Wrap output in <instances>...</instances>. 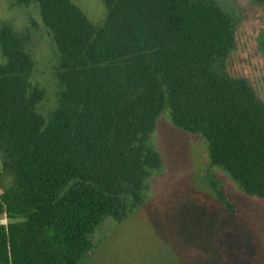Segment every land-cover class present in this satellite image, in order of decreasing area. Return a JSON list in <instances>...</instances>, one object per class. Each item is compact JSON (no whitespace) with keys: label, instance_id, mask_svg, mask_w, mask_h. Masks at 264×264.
I'll return each instance as SVG.
<instances>
[{"label":"trees","instance_id":"1","mask_svg":"<svg viewBox=\"0 0 264 264\" xmlns=\"http://www.w3.org/2000/svg\"><path fill=\"white\" fill-rule=\"evenodd\" d=\"M15 1L37 8L56 45L58 91L44 114L27 39L3 28L0 264H85L92 237L148 199L162 116L264 202V100L247 77L218 70L238 39L217 0H103L100 26L74 0Z\"/></svg>","mask_w":264,"mask_h":264},{"label":"rangeland","instance_id":"2","mask_svg":"<svg viewBox=\"0 0 264 264\" xmlns=\"http://www.w3.org/2000/svg\"><path fill=\"white\" fill-rule=\"evenodd\" d=\"M220 1L238 26V44L232 65L218 70L247 77L264 100V57L256 44L264 11L249 0ZM74 2L94 25L104 24L103 0ZM5 27L27 39L36 61L33 82L46 90V114L58 91L56 45L34 5L0 0V31ZM154 142L163 168L149 178L148 199L123 222H113L107 234L92 237L99 246L85 264H264V202L247 197L213 168L205 142L174 127L167 116L159 119Z\"/></svg>","mask_w":264,"mask_h":264},{"label":"flooded vegetation","instance_id":"3","mask_svg":"<svg viewBox=\"0 0 264 264\" xmlns=\"http://www.w3.org/2000/svg\"><path fill=\"white\" fill-rule=\"evenodd\" d=\"M217 1H218L219 5L221 6V8L224 10V12L227 15H229V17L232 19V16L229 13V9H227L224 4H221L220 0H217ZM249 1L252 5L258 6L259 8H261L264 11V8L261 5L257 4L256 2H254L252 0H249ZM247 17H249V15ZM233 24H234V22H233ZM234 26H235V31H236V35H237L238 26H236L235 24H234ZM256 44H257V51H258L257 53L264 57V28L260 29V31L258 32ZM257 67H259V66H257Z\"/></svg>","mask_w":264,"mask_h":264}]
</instances>
